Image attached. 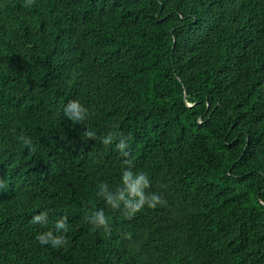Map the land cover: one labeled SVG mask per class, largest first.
I'll use <instances>...</instances> for the list:
<instances>
[{
  "label": "trees",
  "instance_id": "1",
  "mask_svg": "<svg viewBox=\"0 0 264 264\" xmlns=\"http://www.w3.org/2000/svg\"><path fill=\"white\" fill-rule=\"evenodd\" d=\"M25 5L0 0V264H264V0ZM72 99L96 140L63 118ZM113 128L166 203L109 211L106 236L84 215L124 167ZM45 209L63 249L35 240Z\"/></svg>",
  "mask_w": 264,
  "mask_h": 264
},
{
  "label": "clouds",
  "instance_id": "2",
  "mask_svg": "<svg viewBox=\"0 0 264 264\" xmlns=\"http://www.w3.org/2000/svg\"><path fill=\"white\" fill-rule=\"evenodd\" d=\"M30 3L31 0H26L25 6ZM61 112L63 118L71 122L73 126L83 127V138L93 140L98 138L96 129L88 126L92 113L79 99L68 100L63 104ZM16 139L24 148H33L32 136L20 134ZM100 143L106 146L114 144L115 149L124 158L122 161L124 167L119 173L118 181L114 184L101 181L96 186L95 196L103 202L105 207L89 210L84 215V220L93 231H100L108 236L112 232V218L107 214L109 211H122L125 216L131 218L146 208L155 209L164 205L166 200L160 192L151 190V178L146 171L134 170L132 161L128 159L130 156L129 137L113 128L103 134ZM30 223L42 229L35 236L40 246L60 250L68 245L69 222L66 216H60L51 221L49 210L45 209L32 215Z\"/></svg>",
  "mask_w": 264,
  "mask_h": 264
}]
</instances>
